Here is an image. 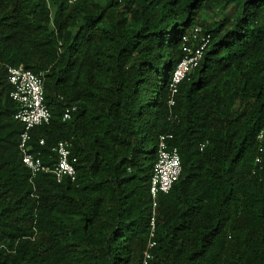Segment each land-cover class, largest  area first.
Returning <instances> with one entry per match:
<instances>
[{"label": "trees", "instance_id": "obj_1", "mask_svg": "<svg viewBox=\"0 0 264 264\" xmlns=\"http://www.w3.org/2000/svg\"><path fill=\"white\" fill-rule=\"evenodd\" d=\"M52 5L0 0V264H143L167 132L182 171L158 196L146 264H264V0ZM195 27L210 43L169 107L182 36ZM19 64L43 72L51 113L31 130L32 151L53 166L54 145L69 140L73 180H30L7 75Z\"/></svg>", "mask_w": 264, "mask_h": 264}, {"label": "built area", "instance_id": "obj_2", "mask_svg": "<svg viewBox=\"0 0 264 264\" xmlns=\"http://www.w3.org/2000/svg\"><path fill=\"white\" fill-rule=\"evenodd\" d=\"M73 3L77 0H67ZM47 6L52 8V0H46ZM210 34L203 33L201 27H195L189 33L182 36V56L174 66L169 81V96L167 104L173 107L179 92L181 82L200 63L205 49L210 43ZM8 81L12 85L10 97L17 103V109L13 117L23 124V129L18 136V149L23 164L30 171L32 181L38 172L52 173L60 182L65 177L74 179L75 167L70 158L71 142L60 140L54 147L57 161L53 166L44 164L40 152L32 151L30 140L31 130L50 120V109L45 102L44 74L33 72L22 64L7 67ZM76 106H67L63 112V119H68ZM262 137V132L258 135ZM173 133H162L158 136L156 160L149 180V193L151 197L149 217V238L146 249L143 252V264L152 257L151 249L156 245V217L158 196L170 191L173 184L178 180L181 171V159L177 147L173 144ZM43 140H40V144ZM74 160V159H73ZM258 160V159H257Z\"/></svg>", "mask_w": 264, "mask_h": 264}, {"label": "rangeland", "instance_id": "obj_3", "mask_svg": "<svg viewBox=\"0 0 264 264\" xmlns=\"http://www.w3.org/2000/svg\"><path fill=\"white\" fill-rule=\"evenodd\" d=\"M229 8H231V7H229ZM202 17L203 18H210L211 19V14L208 13V12H204V14H202Z\"/></svg>", "mask_w": 264, "mask_h": 264}, {"label": "clouds", "instance_id": "obj_4", "mask_svg": "<svg viewBox=\"0 0 264 264\" xmlns=\"http://www.w3.org/2000/svg\"><path fill=\"white\" fill-rule=\"evenodd\" d=\"M52 8H53V5H52ZM52 8H51V9H52Z\"/></svg>", "mask_w": 264, "mask_h": 264}]
</instances>
